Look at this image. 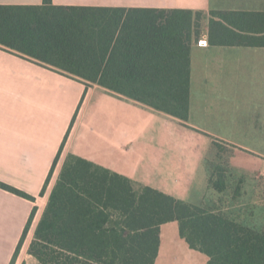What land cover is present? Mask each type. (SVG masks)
I'll return each instance as SVG.
<instances>
[{
  "label": "trees",
  "instance_id": "16d2710c",
  "mask_svg": "<svg viewBox=\"0 0 264 264\" xmlns=\"http://www.w3.org/2000/svg\"><path fill=\"white\" fill-rule=\"evenodd\" d=\"M86 9L54 6L52 0L40 6L0 5V46L82 73L77 78L167 114L177 124L167 122L154 144L143 145L147 159L138 182L70 155L36 227L29 255L39 264H156L161 226L178 222L180 236L207 257L206 264H264V219L254 220V214L242 219L221 201L195 206L182 200L192 183L187 158L199 161L208 141L223 153L216 139L187 125L191 41L193 35H201L204 13L160 11L156 19L141 25L135 34H121L114 44L113 25L105 27L78 16ZM211 15L212 45L264 47V13L213 11ZM118 49L127 58L124 74L110 73ZM174 135L182 144V154L176 150ZM63 145L40 196L47 192ZM227 172L217 166L210 180L219 195L231 190ZM172 177L176 185L169 193ZM0 188L35 201L2 182ZM36 211L10 264L16 263Z\"/></svg>",
  "mask_w": 264,
  "mask_h": 264
},
{
  "label": "crops",
  "instance_id": "0c3cea01",
  "mask_svg": "<svg viewBox=\"0 0 264 264\" xmlns=\"http://www.w3.org/2000/svg\"><path fill=\"white\" fill-rule=\"evenodd\" d=\"M43 2L0 0V5L40 6ZM52 3L87 8L79 11L78 16L105 27L113 25L114 44L121 34H135L141 25L156 19L160 11L204 13L201 35H193L191 41L187 125L249 156L250 160L236 163L235 169L240 174L256 178L264 174V47L220 46L209 41L211 12L264 13V0H52ZM202 39L208 41V47L198 45ZM110 55L109 52L105 57L101 70ZM125 59L124 50H116L112 59L114 71L110 73L124 74ZM90 64L93 61H88ZM80 74L0 46V182L35 198L34 202L29 201L0 188V264L11 263L33 209L39 208L43 200L44 208L38 210L40 214L37 213L31 225L35 232L58 177L44 196H40L41 191L77 115L71 154L133 182H138L147 159L142 153L143 145L154 144L167 122L177 124L167 114L77 78ZM173 140L177 152L182 154L183 147L176 135ZM211 143H206L203 157ZM166 151L169 156L170 151ZM189 160L199 162L188 157L187 163ZM188 167L192 183L182 200L202 206L206 202L202 196L196 197L195 190L197 186L207 187V182L199 183L198 170L190 163ZM203 178L207 179L206 174ZM175 185L176 179L170 178L169 193H173ZM262 187V184L255 186ZM238 215L242 219L245 216L241 212ZM172 238L189 247L180 236L178 222L162 225L156 264L162 248ZM204 258L202 263L206 264L207 257L204 255Z\"/></svg>",
  "mask_w": 264,
  "mask_h": 264
},
{
  "label": "rangeland",
  "instance_id": "374dc122",
  "mask_svg": "<svg viewBox=\"0 0 264 264\" xmlns=\"http://www.w3.org/2000/svg\"><path fill=\"white\" fill-rule=\"evenodd\" d=\"M77 122L78 115L75 117L73 126L67 135L58 165L54 171L47 190L53 187L61 168L60 165H62V163H64L66 159L72 155L71 152L74 150L75 144L73 143L74 135L72 136V129L74 126L76 127ZM217 143L221 145L223 153H219L217 148L211 143L206 148V153L201 161L194 162L193 160H189L188 162L191 164L193 169L196 168L198 170L197 173L199 183H203L204 181L207 182V187L204 186L201 188L200 186H197L195 190L196 197L199 198V196H202L206 203H212L213 205L221 201L225 207H230L236 214L241 212L246 218H248L250 214H254V220H263L264 174L257 178L254 176L240 174L235 169V165H238L236 163L240 160H250L251 158L249 156L240 154L239 151L235 149V147L225 142L218 141ZM217 166L226 169L228 171L227 174H229L228 180L231 190L224 195H219L217 192H215L213 187H211L212 185L210 184L213 172ZM205 174L207 176L206 180L203 178ZM253 180H257L258 183L253 184ZM260 184L263 185L262 188H255L256 185ZM238 188V194H236ZM45 203L46 202L43 200L40 201V206L37 208L35 216H37L38 210L44 208ZM33 239L34 232L31 228L23 242V245L21 246V249L19 250L15 264H39L36 260L29 257L28 254V250ZM203 260L205 261L203 253L198 251L194 252L193 250H190L184 242L178 240L177 238H172L168 240V245L162 248L158 264H203Z\"/></svg>",
  "mask_w": 264,
  "mask_h": 264
},
{
  "label": "built area",
  "instance_id": "2783aa9c",
  "mask_svg": "<svg viewBox=\"0 0 264 264\" xmlns=\"http://www.w3.org/2000/svg\"><path fill=\"white\" fill-rule=\"evenodd\" d=\"M198 45H199L200 47H208V41L205 40V39H202V40H200V41L198 42Z\"/></svg>",
  "mask_w": 264,
  "mask_h": 264
}]
</instances>
